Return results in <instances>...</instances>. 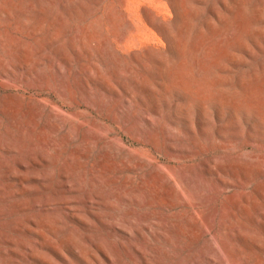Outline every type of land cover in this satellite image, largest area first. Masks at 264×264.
<instances>
[{
    "label": "rangeland",
    "instance_id": "obj_1",
    "mask_svg": "<svg viewBox=\"0 0 264 264\" xmlns=\"http://www.w3.org/2000/svg\"><path fill=\"white\" fill-rule=\"evenodd\" d=\"M147 263L264 264V0H0V264Z\"/></svg>",
    "mask_w": 264,
    "mask_h": 264
},
{
    "label": "bare ground",
    "instance_id": "obj_2",
    "mask_svg": "<svg viewBox=\"0 0 264 264\" xmlns=\"http://www.w3.org/2000/svg\"><path fill=\"white\" fill-rule=\"evenodd\" d=\"M29 225H33V222L32 221H29V223H28ZM106 259V258H105ZM143 259H144V257H143ZM148 264V263H147Z\"/></svg>",
    "mask_w": 264,
    "mask_h": 264
}]
</instances>
